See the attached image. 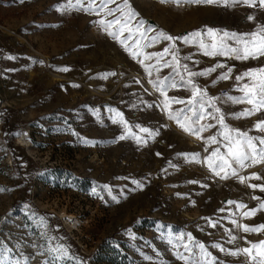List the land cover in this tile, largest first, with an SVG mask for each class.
I'll return each mask as SVG.
<instances>
[{
	"label": "rangeland",
	"instance_id": "374dc122",
	"mask_svg": "<svg viewBox=\"0 0 264 264\" xmlns=\"http://www.w3.org/2000/svg\"><path fill=\"white\" fill-rule=\"evenodd\" d=\"M63 2L0 0V187L11 189L0 192V248L4 245L12 248L13 259L26 256L28 264H43L47 256L38 253L46 241L39 238L40 229L32 216L36 213L48 218L50 235L62 237L61 242L70 247L76 257L71 264H182L166 242V230L161 237V230L157 229L161 223L176 232L192 233L227 264H241L242 258L225 257L211 245L220 242L226 248L233 247L227 243L225 229L246 238L237 240L240 247L264 239V233L238 232L230 222L236 219L249 225L264 223V213L242 218L235 205L227 203L232 200L252 207L257 202L251 200V195L264 197V193L247 188L236 178L220 181L203 162L178 155L199 153L203 161L208 153L203 141L184 132L173 133H179V126L170 120L164 122L162 108L158 107L162 104L158 100L159 92L148 83L144 67L94 23L103 14L58 12L55 6ZM117 3L122 4L123 0ZM129 4L138 13L137 20L142 19L157 31L174 36L205 26L249 32L257 23H264V10L242 5L228 9L204 5L178 7L161 4L159 0H129ZM249 14L257 17L256 22L246 19ZM159 45L144 51H159ZM178 45L182 56L200 61L199 65L187 61L196 70L211 66L217 59L224 60L205 57L194 46L180 42ZM8 56L15 59H7ZM261 62L264 58L227 61L236 65L234 73L259 66ZM62 68L69 70L60 71ZM111 72L116 75L101 78L102 74ZM168 72L167 68L162 70L163 74ZM218 72L199 78V83L210 85ZM129 73L135 77L121 80ZM155 77L153 72L152 78ZM234 83L220 81L213 91L209 87V93L219 96L227 91L238 95ZM169 91L170 96L181 99L188 96L183 89ZM148 104L152 107H147ZM243 107L225 106L228 111ZM109 108L122 112L130 124L158 130L159 134L153 139L133 128L147 140L146 145L132 139L117 140L123 129L112 123L113 113ZM260 118H264V113L230 119L229 123L249 131L250 135H259L253 124ZM22 136L29 141L30 149L17 142ZM81 138L95 143L85 144ZM14 159L22 173H18ZM252 172L264 174V166L240 170L245 176ZM132 180L140 181L143 188H137ZM248 183H264V180ZM104 184L112 187L119 203L103 192L100 186ZM94 186L104 201L91 194ZM28 191L35 207L13 208L14 200L21 195L25 199ZM59 212L74 216L77 221L74 230L66 227ZM204 218L218 220L219 224L211 228ZM129 230L135 239L129 236ZM33 243L35 247L31 246ZM145 256L152 260H145Z\"/></svg>",
	"mask_w": 264,
	"mask_h": 264
},
{
	"label": "snow or ice",
	"instance_id": "6c2138e0",
	"mask_svg": "<svg viewBox=\"0 0 264 264\" xmlns=\"http://www.w3.org/2000/svg\"><path fill=\"white\" fill-rule=\"evenodd\" d=\"M20 2L22 3L23 0ZM159 2L178 7L204 5L228 9L242 5L264 10V0H159ZM113 4L116 6L110 7ZM55 8L61 13L75 11L97 16L103 14L102 18L94 23L101 26L107 35L116 40L133 59H137L149 77L148 83L163 97L162 104L158 107H161L162 111L167 113L169 120L174 121L185 133L198 141H203L206 145L204 150L208 153L203 161L200 160L199 153H179L178 155L184 156L189 161L203 162L213 175L222 180L236 178L247 188L258 189L264 193V183H248L249 180H264V174L257 172H252L250 176L240 174L242 169L264 166V118L257 119L253 124V128L260 133L259 135H250L249 131L233 127L229 123L230 119H246L264 113V62L256 67H248L239 73H234L235 64L227 63V61H262L264 58V23H257L254 30L249 32L238 33L205 26L184 35L174 36L157 31L142 19L137 20L138 13L131 7L129 0H123L122 4H118L117 0H65L57 4ZM107 17H112V19H107ZM246 19L256 22L257 17L249 14ZM125 33H127L126 36ZM150 33L153 34L149 35ZM162 41L167 43L161 51H144ZM178 42L185 46H194L205 57H222L224 60L217 59L211 66L196 70L187 61H191L192 65H199L200 61L193 60L192 56H182ZM7 59H15V57L8 56ZM152 60H155V63H145V61ZM165 68L169 69V72L161 76L160 73ZM59 70L68 71L69 69ZM153 72L156 73L155 78H152ZM217 72L218 74L211 79L210 85L199 83V78L211 77ZM109 75L114 76L116 73H104L101 78L107 79ZM228 80L235 82L234 87L238 95L227 91L219 96L210 95V86L214 87L220 81ZM74 87H79V85H74ZM169 89H183L188 96L184 99L169 96ZM172 105H184V107L173 109ZM232 105H244L245 107L238 111H228L225 108V106L231 107ZM147 107L151 108L152 105L148 104ZM108 111L113 113L110 117L112 123L119 124L123 129L121 135L116 138L117 140L132 139L137 144L146 145L147 140L133 131V128L153 139L159 134L158 130L153 131L140 124H130L124 114L116 109L109 108ZM96 114H99L98 110ZM212 129H217V131L208 136L203 135ZM81 140L85 144L95 143L86 138H81ZM210 147L211 151H209ZM169 163L171 165V162ZM132 183L137 188H143V184L138 180H132ZM190 183H197V181H190ZM68 187H74V185H68ZM100 187L113 202H120L118 196L113 195L110 185L104 184ZM4 191H11V189L0 187V192ZM91 194L102 201L105 199L95 186ZM250 198L257 202L255 206L249 207L246 203H237L232 200L227 203L234 204L242 218L250 219L256 217L258 213H264V197L251 195ZM24 207L30 210L29 205ZM220 211L223 212L224 209L221 208ZM32 216L36 220V227L40 229L39 238L46 241L45 244L40 245L38 253L47 256L43 264H71L76 257L70 252V247L61 242L62 237L50 235L52 229L48 218L45 215L37 216L36 213H32ZM204 219L211 228H216L219 224L218 220ZM230 222L238 232L264 233V223L249 225L236 219ZM157 229L161 230L162 238L165 236V230L167 231L166 242L172 247L176 260L181 261L182 264H227L225 259L213 255L209 247L195 239L192 233L176 232L171 226L162 223L157 224ZM225 232L227 243L232 244L233 247L226 248L223 243L216 242L211 245L212 248L224 253L225 257L242 258L241 264H264V239L249 242V246L240 247L236 243L237 240L246 238L233 234L232 229H225ZM128 234L133 239L136 238L130 230ZM31 246L36 245L33 243ZM181 248L183 251H180ZM12 252V248L2 246L0 264H28V257L13 259L10 255ZM144 259L150 261L152 257L145 256Z\"/></svg>",
	"mask_w": 264,
	"mask_h": 264
},
{
	"label": "bare ground",
	"instance_id": "6f19581e",
	"mask_svg": "<svg viewBox=\"0 0 264 264\" xmlns=\"http://www.w3.org/2000/svg\"><path fill=\"white\" fill-rule=\"evenodd\" d=\"M159 109L161 110V107H159ZM17 142L20 145L26 147L27 149H30V143H29V141H27L25 136H22L21 138H17ZM58 215L60 216V218L62 219L63 223L66 225L67 228H69L71 230L75 229V226L77 225V221L73 215L66 214L64 212H59Z\"/></svg>",
	"mask_w": 264,
	"mask_h": 264
},
{
	"label": "trees",
	"instance_id": "16d2710c",
	"mask_svg": "<svg viewBox=\"0 0 264 264\" xmlns=\"http://www.w3.org/2000/svg\"><path fill=\"white\" fill-rule=\"evenodd\" d=\"M1 114H2V112H1V110H0V116H1ZM26 159H28L29 161H30V158H28V157H26ZM12 162L15 164V166H17V171H18V173H22V168H21V166H19V165H17V163H16V161H15V159L14 160H12ZM25 199L23 198V195H21V196H18L15 200H14V202H13V204H12V207L13 208H15V209H17V208H19V207H22V206H24V205H29L30 206V209H32V208H34L35 206L33 205V204H31V202H30V199H29V191L27 192V194L25 195ZM24 201V202H23ZM70 242H71V240H70ZM72 243V242H71ZM75 247V246H74ZM81 258H83L84 256H82L81 254H78Z\"/></svg>",
	"mask_w": 264,
	"mask_h": 264
},
{
	"label": "crops",
	"instance_id": "0c3cea01",
	"mask_svg": "<svg viewBox=\"0 0 264 264\" xmlns=\"http://www.w3.org/2000/svg\"><path fill=\"white\" fill-rule=\"evenodd\" d=\"M163 42H159V46H158V49H159V51H161L162 50V48L164 47V44H162ZM167 58H170V57H167ZM167 73H165V74H163L162 72H161V76L162 75H166ZM218 86L216 85V86H214V87H212L211 88V90L213 91L214 89H216ZM170 90V89H169ZM210 91V90H209ZM178 92H180L179 90H178ZM168 95L170 96L171 95V93H170V91H168ZM158 100H161V102H162V100H163V97L160 95V93H158ZM139 100L141 101V100H143V97L142 96H139ZM172 107H173V109H176V108H181V107H184V105H172ZM163 114L164 115H162L163 117H164V122H165V120H168L169 121V119H167V113L165 112V111H163ZM170 122L172 123V124H174L175 122L174 121H172V120H170ZM165 125H166V123H165ZM174 126V125H173ZM176 126V125H175ZM174 126V127H175ZM177 127V126H176ZM175 127V128H176ZM166 128L169 130V131H171V132H173L171 129H169L167 126H166ZM179 130V133H177V132H173V133H176V134H179V135H181L180 133H183L184 131L180 128V127H177ZM176 128V129H177ZM182 131V132H181ZM183 134H185V132L183 133ZM220 180V179H219ZM220 181H223L222 179L220 180ZM227 181V180H226ZM225 182V181H224Z\"/></svg>",
	"mask_w": 264,
	"mask_h": 264
},
{
	"label": "built area",
	"instance_id": "2783aa9c",
	"mask_svg": "<svg viewBox=\"0 0 264 264\" xmlns=\"http://www.w3.org/2000/svg\"><path fill=\"white\" fill-rule=\"evenodd\" d=\"M130 77H135V76H134V74L129 73L128 75L122 76L121 80H124L125 78H130ZM132 116H134V114Z\"/></svg>",
	"mask_w": 264,
	"mask_h": 264
}]
</instances>
